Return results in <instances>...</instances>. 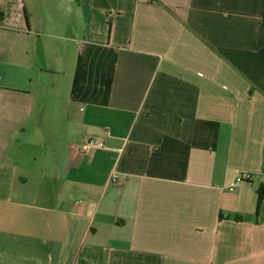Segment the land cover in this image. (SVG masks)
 Instances as JSON below:
<instances>
[{
  "label": "crops",
  "instance_id": "1",
  "mask_svg": "<svg viewBox=\"0 0 264 264\" xmlns=\"http://www.w3.org/2000/svg\"><path fill=\"white\" fill-rule=\"evenodd\" d=\"M0 264H264V0H0Z\"/></svg>",
  "mask_w": 264,
  "mask_h": 264
},
{
  "label": "built area",
  "instance_id": "2",
  "mask_svg": "<svg viewBox=\"0 0 264 264\" xmlns=\"http://www.w3.org/2000/svg\"><path fill=\"white\" fill-rule=\"evenodd\" d=\"M105 133L108 134V131H106ZM79 147H80V152L82 154H89L95 150L105 149L106 145L102 139H99L98 137L95 136H91V137H87L85 139V142L79 145ZM117 178L118 175L114 174L112 180L116 182ZM253 178H254V174L252 172L245 170L240 171L236 175L234 181L227 187V189L230 192H233L239 184H242L244 182H250L253 180Z\"/></svg>",
  "mask_w": 264,
  "mask_h": 264
}]
</instances>
